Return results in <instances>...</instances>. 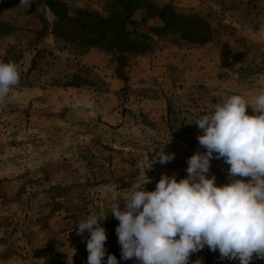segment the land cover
<instances>
[{"label": "rangeland", "instance_id": "rangeland-1", "mask_svg": "<svg viewBox=\"0 0 264 264\" xmlns=\"http://www.w3.org/2000/svg\"><path fill=\"white\" fill-rule=\"evenodd\" d=\"M112 1L58 0L64 17L56 18L47 0H32L30 6L0 0V62L15 63L20 73L18 85L0 103V264H87L90 234L77 235L75 227L90 214L108 216L100 221L107 233L105 264L107 254L118 264H136L121 258L112 205L121 201L123 209L134 191L155 190L162 174L185 178L201 134L188 123L210 114L227 95L243 92L245 49L264 57V0H150L154 9H134L129 34L113 50L88 48L101 41L94 32L83 40L64 34L65 16L81 24L95 21L84 18L87 13L108 17ZM167 7L192 20L166 24L156 11ZM244 28L256 30L246 36ZM94 48L104 58L94 66L82 63L81 56ZM196 50L227 58L234 80L209 82L206 62L186 60ZM140 56L150 57L153 74L146 78L137 76ZM110 75L122 80L119 90H111ZM35 85L43 91L33 98L21 94ZM81 88L92 92L90 101L107 108L111 103L115 116L72 114L64 100L81 103ZM165 144L174 160L152 165ZM227 170L222 159H213L209 176L222 185ZM199 258L203 264H239L207 247L190 264Z\"/></svg>", "mask_w": 264, "mask_h": 264}, {"label": "clouds", "instance_id": "clouds-1", "mask_svg": "<svg viewBox=\"0 0 264 264\" xmlns=\"http://www.w3.org/2000/svg\"><path fill=\"white\" fill-rule=\"evenodd\" d=\"M31 2L20 0L21 5ZM19 81L17 65L0 62V103ZM188 124L198 126L203 151L187 159V176L177 180L162 174L155 190L144 186L123 200V209L121 201L112 205L121 258L136 264H190L191 256L207 247L221 260L239 264L264 259V91L251 103L231 95ZM167 144L158 146L152 165L174 160V153L164 151ZM213 159L228 165L227 183L217 185L215 175L209 176ZM107 219L90 214L75 227L77 235L90 234L87 264H105L107 233L100 221ZM106 264H118L116 256L107 254ZM192 264H203V258Z\"/></svg>", "mask_w": 264, "mask_h": 264}, {"label": "crops", "instance_id": "crops-1", "mask_svg": "<svg viewBox=\"0 0 264 264\" xmlns=\"http://www.w3.org/2000/svg\"><path fill=\"white\" fill-rule=\"evenodd\" d=\"M244 30H245L246 36H248L254 33L256 29L255 28H251V29L244 28ZM247 32H249L248 35H247ZM214 50L213 52L209 50L193 51L191 54L188 55L186 60L194 61L199 64H202V62H206L207 70L209 71L211 75V79H209V82H213L214 84L223 82V84L224 83L226 84L227 80L229 82L230 80H234V78L229 79V75H230L229 73H234V72H231L229 70L230 63H227V58L225 59L223 56H221V54L214 52ZM250 51L251 50L249 49H245L244 52L242 53L244 54V58H242L243 61L241 65L244 68L241 70V73H242L241 76L243 80H246V82L244 81L243 92H240L238 95L245 97L251 103L256 95H258L261 91H264V57H259V55H254V53H250ZM105 55L106 54L102 52V49H98V48L90 49L89 51H87L85 54L81 56V62L86 65L94 66L98 64V62L102 60ZM139 59L140 60L138 61L140 62V65L136 67L137 76L139 78H146L150 76L151 74H153V71L151 70L152 68L150 64H148L150 57L147 59V56H142V57L140 56ZM157 71H158V68L155 67L154 72H157ZM249 78L256 79L255 80L256 83L253 84L250 81H248L247 79ZM109 80L112 82L111 83L112 91L114 89L119 90V88L121 87L120 84L123 83L122 80L118 77V75H115V76L110 75ZM65 88L71 89L72 87L67 86ZM77 90L83 91L82 94L80 95L82 98L81 103H77L78 101L77 99H68L67 102L64 100L65 105L70 108V112L72 114L74 113L78 115L80 114L81 117L83 118H86V117L88 118L92 116V114H98V115L100 114L101 116H104L105 118L108 115L115 116L116 113L113 112V109H112L113 105L111 103H109L110 107L107 108L106 106H108V104L104 103L103 101L101 103H97L95 102V100L90 101L93 95H92V92H90L89 90H84L82 88L77 89ZM22 91H23L21 93L22 95L26 97L29 96V98H33L35 95L38 94L39 91L42 92L43 90H42V86L37 87L35 85L28 89H23ZM231 95H236V94H231ZM231 95H227V98ZM246 111H247V114L249 115L253 114L250 106L246 109Z\"/></svg>", "mask_w": 264, "mask_h": 264}, {"label": "trees", "instance_id": "trees-1", "mask_svg": "<svg viewBox=\"0 0 264 264\" xmlns=\"http://www.w3.org/2000/svg\"><path fill=\"white\" fill-rule=\"evenodd\" d=\"M56 1L47 0L46 4H48L51 11L53 12V15L56 16V18L64 17L62 13H59V11H57L56 8L58 6ZM111 6L115 9H111V11H113L108 15V17H102L99 13H87V15L85 14L84 18L92 17L95 18V21L85 22L84 24H81V21H78L79 19H74L68 15L65 16L68 18L67 26L69 25V28L64 32V34L69 36L70 34L75 33L76 35H78V37L80 35L81 40H83V37L88 36L89 32H94V34H97V36L101 38V41H93L91 44H87L86 46L88 48L93 45H101V48L103 49H118L121 42L125 40V36L129 34V29H127V22L131 18L132 11L138 7H147L152 10L154 9L150 0H114L112 1ZM167 8L170 13L167 11ZM167 8H163V10L161 11H156L159 16L166 21V24H169V19L181 21L182 23L192 20V17H186L176 14L174 11H172V7ZM74 25L76 26V29L74 28ZM86 28L88 29V31H86ZM108 33H111V37L110 39H108V43L106 44L104 42H107Z\"/></svg>", "mask_w": 264, "mask_h": 264}]
</instances>
